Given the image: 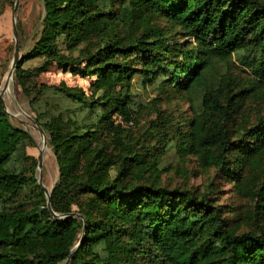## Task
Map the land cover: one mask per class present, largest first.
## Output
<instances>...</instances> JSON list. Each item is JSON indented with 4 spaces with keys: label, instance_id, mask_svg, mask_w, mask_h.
Listing matches in <instances>:
<instances>
[{
    "label": "trees",
    "instance_id": "1",
    "mask_svg": "<svg viewBox=\"0 0 264 264\" xmlns=\"http://www.w3.org/2000/svg\"><path fill=\"white\" fill-rule=\"evenodd\" d=\"M43 4L41 38L18 62L16 74L24 93L31 97L39 123L50 135L59 164V181L51 194L56 217L47 204L28 211L3 207L29 181L23 168L27 157L20 149L28 135L12 126L0 95V264H60L71 254L70 264H135L138 257L162 264H264V230L238 233L219 208L197 200L189 191L154 183L126 188L124 178L129 173L149 167L143 169L144 161L136 156L128 164L127 153L136 155L135 150H126L117 137L123 127L115 122V115L132 123L125 99L103 94L96 101L80 90L63 88L72 101L93 113L101 112L94 124L78 122L75 114L66 122L60 114L37 110L44 88L32 96L28 83L33 72L22 67L28 59L44 56L37 70L55 62L81 75L96 74L108 93L131 81L137 72L130 64L134 58L154 66L161 61V50L173 52L163 29L151 24L154 18L167 20L171 28L193 38L190 45H195L181 51L185 56L182 75L189 73L186 79L172 74L168 80L194 95V116L183 148L197 156L204 168L214 167L235 180L237 189L254 200L253 215L261 216L264 116L260 112L256 123L243 128L239 140L233 141L230 124L245 100L236 97V80L216 79L215 73L218 63L237 54L253 79L264 84V0H43ZM60 37L71 47L90 45L95 37L103 45L87 53L89 66L80 70L73 67L79 66L78 58L54 51ZM145 73L148 78L155 74L150 68ZM103 123L113 134L110 142L99 137L98 127ZM110 144L117 151L116 159L107 152ZM229 154H236L237 160L230 162ZM82 196L89 199L85 205L80 202ZM74 205L82 209L80 216L74 214ZM83 229L84 237L73 251ZM98 245L103 246V254L94 250Z\"/></svg>",
    "mask_w": 264,
    "mask_h": 264
},
{
    "label": "rangeland",
    "instance_id": "2",
    "mask_svg": "<svg viewBox=\"0 0 264 264\" xmlns=\"http://www.w3.org/2000/svg\"><path fill=\"white\" fill-rule=\"evenodd\" d=\"M44 14L43 0H0V95L4 111L9 115L12 126L25 130L28 135V138L22 141L20 149L27 157L26 161L23 160V168L29 181L16 199L3 204L6 210L9 207V210L28 211L43 208L46 204L48 206L60 177V168L50 143V135L39 123L36 111L30 106L31 97L24 93L19 84L17 67L13 72L10 87L8 83L16 42L19 44L21 61L41 38ZM151 24L163 29L166 44L172 47L173 52L161 50L163 53L161 61L154 66H148L142 58H134L130 64L137 72L131 81L123 87L116 86L108 90V93H105L107 87L101 84L102 80L96 74L81 75L73 72L72 67L63 69L55 62L44 70H37L45 62L44 56L25 61L22 67L33 72V77L28 83L32 96L39 88H44V94L38 98L36 104L37 110H44L54 116L60 114L61 120L66 122L69 116L75 114L78 122L86 120L94 124L96 117L101 116L100 110L93 113L89 108L72 101L65 95L63 88L80 90L84 96L96 101L102 99L103 94L125 99L129 104L132 123L130 121L123 123L117 137L126 146V150H135L136 155L132 152L127 153L128 164H133V158L136 156L144 161L143 169L149 167L141 173L135 170L129 173L124 178L128 186L126 188L135 185L149 186L154 183L169 190L189 191L197 200H205L207 204L219 208L222 217L238 233L263 231L264 211L261 216L253 215L254 200L237 189L236 181L227 178L214 167L204 168L197 156L184 150L183 137L187 134L194 116L191 104L194 95L176 88V82L171 84L168 80L172 74H177L182 80L188 76L189 73L182 75L185 56L181 51L185 52V48L194 43V39L185 37L179 29L171 28L167 20L154 18ZM102 45L103 40L95 37L91 39L90 45L79 43L71 47L63 37H60L55 41L53 48L58 54L78 58L79 66L73 67L81 70L89 66L85 59L87 53L96 52ZM194 47L195 45H190L189 49ZM177 48L179 49L176 50ZM148 68L155 72L153 77L148 78L145 73ZM215 78L236 80L238 82L235 89L236 97L245 100L242 110L230 124L233 141H237L243 133V128L256 123L260 112L264 116V84H258L253 79L252 73L239 63L237 54H233L228 62L217 64ZM73 109L75 112H68ZM67 127L72 129L74 126ZM39 128L42 129L43 135ZM98 130L101 140L108 142L113 140V134L107 125L104 123L99 125ZM107 152L116 159L117 151L112 144L109 145ZM237 158L236 154H229L230 162H235ZM112 172L115 174L116 170L113 169ZM140 175L142 178L138 177ZM243 175H249L247 169L243 171ZM88 201L85 196L80 199L82 205ZM81 211L79 205H74V214L80 216ZM80 219L84 220L83 217ZM83 237L84 229L80 231L73 249L80 244ZM94 250L103 254L102 245L96 246ZM66 261L67 259L60 264H65ZM135 264L162 263L149 262L146 258L138 257Z\"/></svg>",
    "mask_w": 264,
    "mask_h": 264
},
{
    "label": "water",
    "instance_id": "3",
    "mask_svg": "<svg viewBox=\"0 0 264 264\" xmlns=\"http://www.w3.org/2000/svg\"><path fill=\"white\" fill-rule=\"evenodd\" d=\"M16 11H17V6H16V8H15V12H16ZM13 27H14V32H15V34H16V24H15V21H14V23H13ZM20 59H21V57H20L19 44H18V42H16V45H15V52H14L13 66H12V70H11V72L9 73V79H12L13 72H14L15 68L17 67L18 62H19ZM39 131H40L41 134L43 135V131H42L41 128H39ZM41 165H42V160H40V162H39V166H41ZM40 184H41V186H43L42 183H40ZM43 188H44V187H43ZM44 189H45V188H44ZM48 208H49V210L53 213L52 208H51V203H50V201H49V203H48ZM53 215L56 216L55 213H53ZM78 246H79V244L73 249V251H75V250L77 249ZM71 257H72V254H71V256L67 259V261L65 262V264H69V263H70Z\"/></svg>",
    "mask_w": 264,
    "mask_h": 264
},
{
    "label": "built area",
    "instance_id": "4",
    "mask_svg": "<svg viewBox=\"0 0 264 264\" xmlns=\"http://www.w3.org/2000/svg\"><path fill=\"white\" fill-rule=\"evenodd\" d=\"M114 119H115V122L116 123H119V124H123V123H125L126 121L123 119V117L121 116V115H116L115 117H114ZM130 123V122H129Z\"/></svg>",
    "mask_w": 264,
    "mask_h": 264
},
{
    "label": "bare ground",
    "instance_id": "5",
    "mask_svg": "<svg viewBox=\"0 0 264 264\" xmlns=\"http://www.w3.org/2000/svg\"><path fill=\"white\" fill-rule=\"evenodd\" d=\"M8 83H9V87H10V86H11V83H12V81H11V79H9V78H8ZM9 87H8V88H9ZM3 99H4V98H3ZM9 101H10V100H9ZM34 126H35V125H34ZM28 128H29V127H28ZM40 148H41V147H40Z\"/></svg>",
    "mask_w": 264,
    "mask_h": 264
}]
</instances>
